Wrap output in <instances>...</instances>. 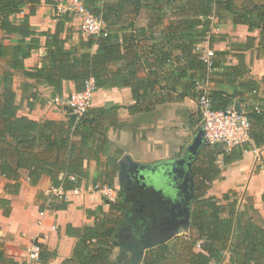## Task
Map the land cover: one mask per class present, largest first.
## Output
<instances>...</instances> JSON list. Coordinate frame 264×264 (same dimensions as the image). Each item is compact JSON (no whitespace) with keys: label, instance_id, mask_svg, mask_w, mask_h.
Returning a JSON list of instances; mask_svg holds the SVG:
<instances>
[{"label":"trees","instance_id":"1","mask_svg":"<svg viewBox=\"0 0 264 264\" xmlns=\"http://www.w3.org/2000/svg\"><path fill=\"white\" fill-rule=\"evenodd\" d=\"M93 14L106 22V28L98 35L89 37L83 43L86 50L77 53L74 47H67L61 32L63 19L57 21L55 31L39 30L29 21L36 8L55 0H0V30L5 35L0 38V62L5 61L6 69L0 77V175L8 180L13 191L20 189L21 171L25 170L31 184H37L43 175L50 177L51 187L71 190L80 188L84 180L89 179L86 163L91 159L99 160L101 151L119 149L104 138L101 145L93 142L101 120L110 109L90 108L84 115L72 118L69 109L67 120L45 119L38 121L19 113L16 91L13 89L15 71L37 83L53 87L54 95H63L64 82L72 81L76 91L83 88L84 82L93 78L98 88L132 86L135 98L144 82L154 85L158 81V72L175 57L183 59L185 69H200L206 73L207 66L201 54L194 51L199 43L207 40L212 18L219 20L224 12L234 16L236 24H246L250 30L259 29V38L249 36L245 45L264 53V0H81ZM25 5L30 12L24 18L16 20L13 16L21 13ZM150 12L145 28L137 27V18L141 10ZM12 35L17 39L12 42ZM45 37L46 53L42 57L41 67L27 69L25 60L42 48L41 38ZM142 40H152L148 54H154L150 74L139 76L141 70L138 44ZM257 41V43H256ZM228 51H216L212 58V73L209 78L192 77V96L200 94L199 84L208 80L214 83H229L234 92L213 89L210 97L214 107L226 109L234 99L241 100L246 92L257 91L260 81L250 79L242 81L249 72L243 57L237 65H227ZM122 65H118L119 62ZM149 59H146L148 64ZM153 68V69H152ZM213 75H222L223 79H213ZM205 77V75H204ZM216 100L218 103L216 104ZM257 105L245 110L251 123V143L230 150L217 147V151L205 152V158L195 168L197 178L212 181L220 170L217 168L216 153L224 154L225 163L243 156V149L251 145L264 147V98ZM264 167V156L261 158ZM99 177H102L100 175ZM97 179L95 184H106ZM110 185V184H109ZM207 184L198 189L191 216L192 234L177 237L174 249L162 244L146 252L143 264H264V225L256 222L251 214L252 206L238 208V198L234 192L226 193L222 198L207 196ZM53 200L56 199L54 196ZM1 203H9L1 199ZM105 220L94 226L72 229L79 239L73 254L63 264H111L110 255L114 249L111 237L117 231L115 220ZM200 243V249H195ZM38 263H47L55 256L41 243ZM0 264H32L19 261L6 251L5 242L0 238ZM117 264L123 263L121 257Z\"/></svg>","mask_w":264,"mask_h":264},{"label":"crops","instance_id":"2","mask_svg":"<svg viewBox=\"0 0 264 264\" xmlns=\"http://www.w3.org/2000/svg\"><path fill=\"white\" fill-rule=\"evenodd\" d=\"M69 4L70 0H55L53 4L43 2L36 8V13L29 16V21L39 30L55 31L57 21L63 19L64 29L60 36L65 40L67 47H74L80 54L86 50L83 43H86L88 37L81 32L80 19L68 12ZM29 12V5H25L23 11L13 18L22 19ZM223 14L224 17L221 20L217 15L212 18L207 40L199 43L194 51L198 54L208 48L213 49L214 52L228 51L227 65H237L240 57L245 59L249 72L240 79L260 81V88L251 93L246 92L240 97V103L236 98L233 104L228 106V108L239 106L245 111L250 106L257 105L258 99L264 98V53L258 51L256 45L250 49L245 45L249 36L258 39L260 30H250L246 24H236L230 12ZM142 16L145 17V22L143 24L137 22L136 25L145 28L150 12L143 9L138 17ZM4 35L5 33L0 30V38ZM11 37L12 42H15L17 36ZM45 40L46 38L42 37V48L25 60L27 69L42 66L41 59L46 53ZM152 43V40H142L138 44L137 48L141 56L137 62L141 69L138 72L139 76L146 77L150 74L151 65L155 61L154 54H148V46ZM178 54L179 51L175 52L177 56L169 59V62L159 70L157 83L154 85L143 83L139 88L138 98H135L132 86L99 88L91 108L110 109L116 106L117 109L113 112L109 111L101 120V125L92 141L101 145L106 138L119 149V153L115 154L112 149L101 151L99 160L91 159L87 162L89 179L83 181L80 186L82 192L73 196L70 202L53 200L48 175H43L34 185L31 184L27 172L22 170L19 180L21 186L17 193L11 189V184L15 181L0 175V238L5 242L9 255L19 261L32 264H63L72 256L79 239L76 234L69 233V228L71 231L114 219L117 231L111 237L114 249L110 255V262L111 264L115 262L114 257H116L117 264L118 258L121 257L123 263L127 261V264H131L129 260L132 253L125 251L117 240L119 228L125 216L121 198L119 197L114 203H108L103 201V196L99 192L85 191L98 178L100 182L106 183L104 185L110 184L109 186L120 189L121 168L124 163L132 162L147 167L164 165L169 170L171 163L185 155L201 126L197 97L191 95L192 77L209 78L212 72L209 73L206 70L204 73L200 69L184 70L185 64L183 59L178 58ZM122 64V61L118 63V65ZM5 69L6 64L2 67V72ZM213 79H223V77L213 75ZM12 86L16 91L21 115L38 121L67 120V109L53 103V99L59 96L54 95L53 87L37 83L26 77L23 71L14 72ZM213 89L225 91L227 94L234 92V86L226 82H210V91ZM75 90L74 82L65 81L62 96H67ZM203 145L206 146L204 149L207 153L217 151V147H220L203 143L195 159L190 162L195 193L197 194L198 189L204 184H207V196L222 198L224 194L234 192L238 198V208L252 206L251 214L254 220L264 225V167L260 166L264 147L251 145L248 149H243L241 158L233 159L229 163H225L223 153H216L215 164L220 173L212 181H208L197 178L195 175V168L199 165V161L205 158L200 155ZM256 147L258 151L254 152L253 149ZM100 175L102 177H99ZM1 199H8L9 203L3 204ZM181 234L186 238L192 234L190 223L180 231L178 236L173 237L166 244L174 249L176 239ZM35 241L41 243L45 249L55 252V256L47 263L30 260L29 248ZM156 247L158 246L150 249ZM195 249L200 248L196 245ZM228 255V253L225 254L223 264L227 263ZM143 259L144 257L140 260V264H143Z\"/></svg>","mask_w":264,"mask_h":264},{"label":"flooded vegetation","instance_id":"3","mask_svg":"<svg viewBox=\"0 0 264 264\" xmlns=\"http://www.w3.org/2000/svg\"><path fill=\"white\" fill-rule=\"evenodd\" d=\"M191 165L184 164L186 173L179 170V189H175L164 165L122 164L118 199L124 204L125 216L117 240L125 251L131 253L127 244L132 241L137 249L145 244L151 245L150 248L165 244L189 224L196 196ZM136 169L141 170V175Z\"/></svg>","mask_w":264,"mask_h":264},{"label":"built area","instance_id":"4","mask_svg":"<svg viewBox=\"0 0 264 264\" xmlns=\"http://www.w3.org/2000/svg\"><path fill=\"white\" fill-rule=\"evenodd\" d=\"M68 12L74 13L80 19L81 32L86 37L100 35L106 28V22L102 18L93 14L83 4L81 0H70ZM213 49H205L201 52V58L207 66V71L212 72ZM95 80L89 78L84 82L83 88L79 91H73L67 96H58L53 99V103L70 110L76 118L84 115L92 106L93 99L98 92ZM201 91L197 97L199 113L201 118V128L204 130V144L210 146H222L225 150L233 147L243 146L251 141V123L245 111L237 107L226 109H217L214 107L213 100L210 97V85L208 80L199 84ZM254 152L258 148L253 149ZM96 192H99L108 203H114L118 199V189L113 186L95 184ZM85 191V190H84ZM82 192L81 188L65 190L62 187L52 188V196L65 202H70L73 196ZM200 248V243H197ZM41 246L35 241L29 248V257L32 262H38L40 258Z\"/></svg>","mask_w":264,"mask_h":264},{"label":"water","instance_id":"5","mask_svg":"<svg viewBox=\"0 0 264 264\" xmlns=\"http://www.w3.org/2000/svg\"><path fill=\"white\" fill-rule=\"evenodd\" d=\"M237 109L241 110V108H239V106H237ZM72 118L76 119V115L72 114ZM204 141V130L203 128H199V130L197 131V133L195 134V137L193 139V142L188 146L185 155L180 158V159H176L173 163H171L170 168H169V177L172 181V183H174V187L175 189H179L177 187V180H178V172L179 170L183 171L184 173L187 172L186 167L184 166V164H188L190 163L192 160H194V158L197 156L199 149L201 148L202 144ZM135 166H139V164L137 163H133ZM136 171L138 172L139 175H141V170L136 169ZM190 173V172H189ZM188 173V176H189ZM144 176V175H142ZM191 176H189V179L191 181ZM190 202H189V206H190ZM151 245H143L140 249H137V244L132 241L131 243L127 244V247L131 250V257H130V263L131 264H140V260L144 257V252L145 249L150 248Z\"/></svg>","mask_w":264,"mask_h":264},{"label":"rangeland","instance_id":"6","mask_svg":"<svg viewBox=\"0 0 264 264\" xmlns=\"http://www.w3.org/2000/svg\"><path fill=\"white\" fill-rule=\"evenodd\" d=\"M71 15L73 16V17H76L75 16V14L74 13H71ZM137 22L139 23V24H143L144 22H145V17H138V19H137ZM4 65H5V62H1L0 63V77H1V75H2V67H4ZM58 104V103H57ZM58 106H60V107H62L60 104H58ZM69 114V112H67V115ZM200 128V127H199ZM198 128V129H199ZM197 129V130H198ZM94 185H95V183L94 184H92L91 185V187H89V188H87L86 189V191L85 192H96L95 191V188L93 189V187H94ZM12 189V191H13V188H11ZM247 198V197H246ZM103 201L104 202H106V200L103 198ZM182 236V234L179 236V237H181ZM7 244V243H6ZM7 248L9 249V245H7ZM117 250V249H116ZM9 251V250H8ZM116 256V255H115ZM114 260H115V262H113L112 264H116V260H117V258L116 257H114Z\"/></svg>","mask_w":264,"mask_h":264}]
</instances>
